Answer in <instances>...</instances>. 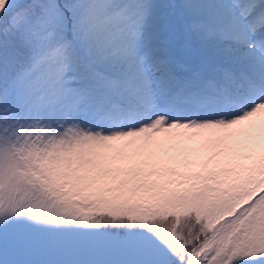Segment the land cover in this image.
Listing matches in <instances>:
<instances>
[{
  "label": "snow or ice",
  "instance_id": "1",
  "mask_svg": "<svg viewBox=\"0 0 264 264\" xmlns=\"http://www.w3.org/2000/svg\"><path fill=\"white\" fill-rule=\"evenodd\" d=\"M0 264H264V0H0Z\"/></svg>",
  "mask_w": 264,
  "mask_h": 264
},
{
  "label": "rangeland",
  "instance_id": "2",
  "mask_svg": "<svg viewBox=\"0 0 264 264\" xmlns=\"http://www.w3.org/2000/svg\"><path fill=\"white\" fill-rule=\"evenodd\" d=\"M159 2H167V0H159ZM177 2H178V0H177Z\"/></svg>",
  "mask_w": 264,
  "mask_h": 264
}]
</instances>
